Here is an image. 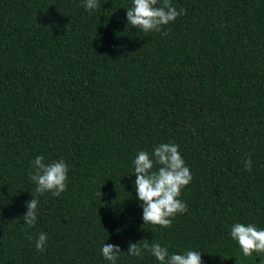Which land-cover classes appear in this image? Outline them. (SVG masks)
<instances>
[{
	"label": "trees",
	"instance_id": "1",
	"mask_svg": "<svg viewBox=\"0 0 264 264\" xmlns=\"http://www.w3.org/2000/svg\"><path fill=\"white\" fill-rule=\"evenodd\" d=\"M84 3L0 0V264H110L105 243L142 240L203 264H260L230 229H264V0H171L186 15L166 36L128 24L133 0ZM169 142L193 179L188 212L164 229L144 224L133 161ZM39 155L67 163L68 188L35 194L27 227Z\"/></svg>",
	"mask_w": 264,
	"mask_h": 264
},
{
	"label": "clouds",
	"instance_id": "2",
	"mask_svg": "<svg viewBox=\"0 0 264 264\" xmlns=\"http://www.w3.org/2000/svg\"><path fill=\"white\" fill-rule=\"evenodd\" d=\"M86 10H94L100 7L99 0H85ZM186 15V10L179 11L171 3V0H133V5L127 8L126 17L128 24L144 33H161L168 35L163 29L175 22L178 17ZM43 155H39L32 161L33 171L29 178L36 185L33 199L26 201L27 212L20 219L27 227H34L37 222L39 200L35 194L51 193L54 197H60L68 188L67 163L61 159L46 164ZM245 170L252 171V160L243 161ZM134 181L136 194L143 208L144 224L158 225L164 229L171 228L173 220L188 212V205L180 197L182 191L190 185L193 176L186 165L179 145L169 142L160 143L152 152L139 151L133 161ZM230 236L238 242L244 256L261 257L260 264H264V229H257L253 224L234 223L230 229ZM47 234L41 232L35 242L37 252L45 250ZM145 251L159 261V264H203L200 251L189 250L184 254H170L167 247L147 240L137 243L129 242L127 252L122 251L119 245L105 243L101 248V254L110 264H117L121 255L142 258Z\"/></svg>",
	"mask_w": 264,
	"mask_h": 264
}]
</instances>
